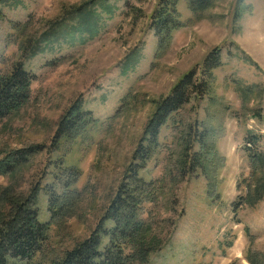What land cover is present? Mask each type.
<instances>
[{
  "label": "rangeland",
  "instance_id": "rangeland-1",
  "mask_svg": "<svg viewBox=\"0 0 264 264\" xmlns=\"http://www.w3.org/2000/svg\"><path fill=\"white\" fill-rule=\"evenodd\" d=\"M158 1L0 0V75L18 61L34 74L28 102L0 120V157L45 145L14 177L0 174V191L10 185L1 194L39 185L33 208L42 223L63 207L66 174L76 194L73 212L51 222L39 250L17 264H50L89 236L136 163L156 102L187 71L200 75L208 55L219 60L208 90L168 118L137 168L155 181L154 201L142 202L166 239L145 264H264V196L247 195L264 177V0H215L200 15L179 0L182 25L160 49L151 28ZM85 12L94 29L79 21ZM74 100L92 122L57 143L58 120Z\"/></svg>",
  "mask_w": 264,
  "mask_h": 264
},
{
  "label": "trees",
  "instance_id": "trees-1",
  "mask_svg": "<svg viewBox=\"0 0 264 264\" xmlns=\"http://www.w3.org/2000/svg\"><path fill=\"white\" fill-rule=\"evenodd\" d=\"M195 15H200L210 7L215 0H185ZM179 0H159L151 15V28L157 37V48L166 45L165 40L171 32L179 28L182 23L177 8ZM78 13H80L78 11ZM79 21H87V27L94 29L93 17L89 12L82 13ZM219 60L214 55H208L203 62V72L197 75L195 69L184 73L171 87L168 95L156 102L152 117L147 121L144 132L126 167L122 179L114 196L107 205L104 215L99 218L96 226L87 238L66 250L62 257L53 260L50 264H145L151 252L160 249L165 238L154 231V221L147 214L144 201H154L157 195L155 181H145L138 175L137 168H142L158 144L160 129L166 125L179 108L189 102L192 96L201 98L208 90L211 71L218 66ZM209 74L206 78L205 75ZM34 74L27 71L22 61L15 62L9 73L0 75V120L19 110L28 102ZM78 100L72 101L58 120L54 131L57 143L65 138L73 140L80 136L89 123V114L80 112ZM77 112L80 113L79 117ZM82 115V118H80ZM146 141V144H144ZM45 145H30L18 149H10L0 157V174L15 176L20 165H24L30 157L39 152ZM255 155L253 160H260ZM189 168L194 169L198 159L192 157ZM63 180V192L58 206L63 207L55 211V215L47 223L37 218V210L33 208L39 185H34L24 195L9 198L1 194L0 199L6 201V206H0V264H17V261L30 259L41 247L47 237L49 224L60 215H70L73 212L76 200L75 189L69 183L73 176L66 174ZM261 178V177H260ZM259 178V179H260ZM257 181L254 189L250 188L247 195L253 196V202L264 196V177ZM147 214V215H145ZM111 220L112 226L106 227L105 220ZM251 264L253 263L248 259Z\"/></svg>",
  "mask_w": 264,
  "mask_h": 264
}]
</instances>
